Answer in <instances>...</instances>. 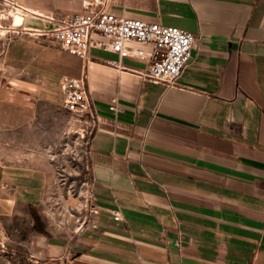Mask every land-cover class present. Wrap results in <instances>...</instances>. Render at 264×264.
<instances>
[{
  "label": "crops",
  "instance_id": "1",
  "mask_svg": "<svg viewBox=\"0 0 264 264\" xmlns=\"http://www.w3.org/2000/svg\"><path fill=\"white\" fill-rule=\"evenodd\" d=\"M12 1L24 16H0V264H264V0H97L196 35L176 86L134 57L110 64L105 37L87 60L59 46L47 31L94 0ZM83 73L97 212L52 234L20 217L45 203L50 162L17 146L48 141L44 123L69 112L60 78Z\"/></svg>",
  "mask_w": 264,
  "mask_h": 264
},
{
  "label": "built area",
  "instance_id": "2",
  "mask_svg": "<svg viewBox=\"0 0 264 264\" xmlns=\"http://www.w3.org/2000/svg\"><path fill=\"white\" fill-rule=\"evenodd\" d=\"M47 32L62 49L80 56L83 60L88 58L93 37H105L108 42L98 44L103 49L118 54V59L108 61L110 64L123 67L122 59L125 57L145 61L147 67L143 76L149 80L162 81L167 86L179 84L181 74L191 61V51L196 41V35L186 29L119 16L105 9L97 0L87 2L82 10L59 19ZM60 88L64 108L77 118L90 122L87 130L89 145L96 123V111L86 83V74L83 73L79 77L62 76ZM116 102V98H112L110 109L116 108ZM86 191L84 209L95 213L97 209L88 205V187ZM85 218L87 215L83 216L82 222L76 227L77 230L83 228ZM114 218H122L119 211L114 213Z\"/></svg>",
  "mask_w": 264,
  "mask_h": 264
},
{
  "label": "rangeland",
  "instance_id": "3",
  "mask_svg": "<svg viewBox=\"0 0 264 264\" xmlns=\"http://www.w3.org/2000/svg\"><path fill=\"white\" fill-rule=\"evenodd\" d=\"M17 7L12 0H2V20L6 23L13 20L16 24L13 12H22L24 16V11ZM54 117L44 123V126L49 128L47 142L38 146H17L23 151L44 153L51 165L50 185L45 203L29 209L28 214H22L20 217L33 218L36 229L44 228L52 234H68L80 225L85 214L86 189L91 177L87 143L90 122L77 118L71 112H66L60 120ZM3 143L8 144V141ZM14 228L26 230L28 225L23 220L14 224Z\"/></svg>",
  "mask_w": 264,
  "mask_h": 264
},
{
  "label": "bare ground",
  "instance_id": "4",
  "mask_svg": "<svg viewBox=\"0 0 264 264\" xmlns=\"http://www.w3.org/2000/svg\"><path fill=\"white\" fill-rule=\"evenodd\" d=\"M13 15H14V20H15L16 24H18V23H20L22 21V18H23V13L22 12L14 11Z\"/></svg>",
  "mask_w": 264,
  "mask_h": 264
}]
</instances>
